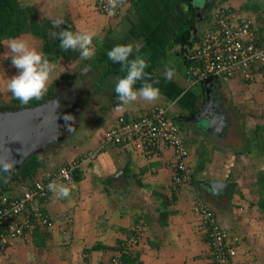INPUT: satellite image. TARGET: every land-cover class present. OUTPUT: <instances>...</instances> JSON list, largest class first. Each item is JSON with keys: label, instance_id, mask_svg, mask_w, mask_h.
<instances>
[{"label": "crops", "instance_id": "0c3cea01", "mask_svg": "<svg viewBox=\"0 0 264 264\" xmlns=\"http://www.w3.org/2000/svg\"><path fill=\"white\" fill-rule=\"evenodd\" d=\"M186 2L195 11L190 40L212 26L215 10L230 6L236 17L252 21L257 39L264 41V0L210 1L205 19L197 24L196 11L203 0L200 4L125 0L124 12L117 18L100 14L93 0L43 1L40 17L62 19L76 31L96 33V55L83 60L84 72L78 77L87 79L91 131L77 139L72 150L59 149L56 158L41 159L37 180L86 152H95V157L78 169L77 180L62 183L72 190L69 198L58 199L52 193L47 200L45 211L57 224L36 228L0 246V264H110L118 243L134 259L127 264H212L206 230L194 211L197 202L212 209L236 246L232 264H264V66L253 68L249 79L238 73L193 83L188 45L182 49L173 40L187 24ZM116 44H139L134 56L145 58L152 81H159L154 85L162 93L158 101L138 100L116 110L115 85L117 78L126 75L106 55ZM166 65L179 73L171 82L164 79ZM206 93L211 101L208 118L199 123L174 120L200 114ZM158 107L167 108L184 133L191 190H177L172 184L171 149L160 145L143 154L132 143L114 145L104 138L117 117H136ZM56 130L52 132L55 142L67 135ZM208 181L224 187L213 193L202 185Z\"/></svg>", "mask_w": 264, "mask_h": 264}, {"label": "built area", "instance_id": "2783aa9c", "mask_svg": "<svg viewBox=\"0 0 264 264\" xmlns=\"http://www.w3.org/2000/svg\"><path fill=\"white\" fill-rule=\"evenodd\" d=\"M94 2L96 10L107 17L117 18L124 12L125 3L116 8L115 15L110 16L107 11L108 0ZM189 59L192 63L188 73L193 83L208 77L232 78L238 73L249 79L253 68L264 66V41L257 39L250 19L236 17L230 6H224L212 14V26L194 44ZM104 138L114 145L132 143L143 154L152 153L160 145L171 149L174 159V188H193L192 168L187 162L188 149L184 133L170 119L167 108L158 107L136 117L119 116L104 132ZM94 157L95 152H86L59 171L47 173L45 178L36 180L31 186L21 187V191L16 194H1L0 246L9 245L11 241L36 228H51L56 225L57 221L45 211V204L52 194L48 190V184L52 181L58 184L70 182L73 173ZM194 211L206 230L212 264H232L236 246L226 229L217 221L215 213L202 202L196 203ZM67 235L69 237L70 232ZM110 260L111 264H120L117 257Z\"/></svg>", "mask_w": 264, "mask_h": 264}, {"label": "clouds", "instance_id": "9594fccd", "mask_svg": "<svg viewBox=\"0 0 264 264\" xmlns=\"http://www.w3.org/2000/svg\"><path fill=\"white\" fill-rule=\"evenodd\" d=\"M125 0H108V15H115L118 6H122ZM65 22L57 20L54 27H59ZM54 39L60 41L59 48L64 52H78L82 60L91 59L96 55L93 41L94 32H79L61 30L54 32ZM11 55V65L18 71V75L11 77L7 82V90L21 105H28L33 100H41L47 93L50 83L55 79L56 64L51 62L43 51L31 47L23 37H15L7 42ZM139 44H116L107 51V58L113 64L120 65V70L126 75L117 78L115 94L117 97L116 110H122L123 106L131 105L138 100L156 102L162 93L159 87L154 86L159 81H152L151 75L146 71L150 67L148 61L140 55L134 56V51L139 52ZM179 75L174 66L166 65L164 79L173 81ZM139 85V87H137ZM70 116V115H69ZM48 190L58 199H67L71 196V188L52 181L48 184Z\"/></svg>", "mask_w": 264, "mask_h": 264}, {"label": "rangeland", "instance_id": "374dc122", "mask_svg": "<svg viewBox=\"0 0 264 264\" xmlns=\"http://www.w3.org/2000/svg\"><path fill=\"white\" fill-rule=\"evenodd\" d=\"M25 4L35 5L36 13L40 17V12L43 13L45 6L44 0H23ZM200 4V0H195ZM218 0H212L211 3ZM94 2V0H93ZM95 3V2H94ZM46 14V13H45ZM48 16V15H47ZM49 17V16H48ZM51 19V18H50ZM55 22V20H53ZM26 39L31 47H35L40 51L41 42L30 36H20ZM8 41H3V52L0 56V117L13 114L16 111H23L20 107L15 110L14 98L12 94L7 90L8 80L18 75V71L11 65V53L7 47ZM61 59L54 62L56 64V71L53 74L55 79L50 83L47 93L53 90L51 96L45 101V105L52 106L53 103L58 104V111L56 113H64L65 116L57 127L63 134L62 140L54 141L41 151L37 152L40 159H52L56 158V154L59 149L68 151L75 146V141L86 135L87 132L91 131L92 122H90V113L87 112V101H86V77L80 80L78 78L83 71L81 65L83 60L79 58L78 52L68 51ZM84 74V73H83ZM85 75V74H84ZM46 93V94H47ZM92 107V105H90ZM70 115V116H69ZM90 118V119H89ZM58 121V122H59ZM57 122V123H58ZM75 137V138H74ZM70 150V151H71ZM59 153V152H58ZM15 188L14 193L16 194L21 191V187L25 184L18 185L16 181L12 182Z\"/></svg>", "mask_w": 264, "mask_h": 264}, {"label": "trees", "instance_id": "16d2710c", "mask_svg": "<svg viewBox=\"0 0 264 264\" xmlns=\"http://www.w3.org/2000/svg\"><path fill=\"white\" fill-rule=\"evenodd\" d=\"M187 6V24L175 34L173 40L175 44L179 45L182 49L188 45V55H190L191 49L199 40V36L197 35L194 39L190 40L195 11L190 3H187ZM53 24V20L39 17L33 6L27 5L21 0H0V56L3 52V41H8L20 36H30L41 42L40 51H43L51 62L57 61L64 54V51L60 50V41L54 39L52 34L65 29L74 32L76 30L71 23H65L59 27H54ZM52 93L53 90H50L41 100H33L26 106L21 105L20 101L15 99L14 106L15 108L20 107L21 109L36 108L44 104ZM41 162L42 160L39 158L38 154H33L28 159L24 160L19 168L10 172L0 171V195L14 193L15 188L12 185L14 181H16L18 185L25 184V186H31L38 179L42 167ZM79 172L80 171L76 170L73 173V180L79 178ZM118 245H116L113 250L115 252L114 257L119 259L120 264L133 262L134 259L131 258V254L125 253L124 249L119 248Z\"/></svg>", "mask_w": 264, "mask_h": 264}, {"label": "water", "instance_id": "95a60500", "mask_svg": "<svg viewBox=\"0 0 264 264\" xmlns=\"http://www.w3.org/2000/svg\"><path fill=\"white\" fill-rule=\"evenodd\" d=\"M205 6L196 8V20L198 23L200 14H204L205 7L208 6L211 0H204ZM204 8V9H203ZM210 80V79H209ZM208 80V81H209ZM207 81V82H208ZM207 102L200 114L191 117H177L176 122L184 121L201 122L208 118L211 108V101L206 93ZM48 105L42 104L33 109H25L24 111L16 112L0 117V171L10 172L17 169L23 160L28 159L35 152H38L47 143L54 141L53 131L58 129L56 120H62L65 114L56 113L58 104L53 103L52 110ZM61 121L58 122V124ZM214 193L219 188L224 187V183L208 181L202 183Z\"/></svg>", "mask_w": 264, "mask_h": 264}, {"label": "flooded vegetation", "instance_id": "af4514ba", "mask_svg": "<svg viewBox=\"0 0 264 264\" xmlns=\"http://www.w3.org/2000/svg\"><path fill=\"white\" fill-rule=\"evenodd\" d=\"M203 1H204V0H203ZM211 2H212V0H211ZM209 5H210V3L208 4L207 7H205V9L203 8V9H204V14H203V15L200 14V17H201V18L205 19V14H206L205 11L208 9ZM204 6H205V1L203 2V7H204ZM48 108H50V110H52V109H51V108H52L51 106H49ZM34 154H37V152H35ZM23 161H24V160H23ZM23 161L21 162L20 166L22 165ZM20 166H19V167H20ZM19 167H18V168H19ZM13 170H14V169H13ZM11 171H12V170H11Z\"/></svg>", "mask_w": 264, "mask_h": 264}]
</instances>
